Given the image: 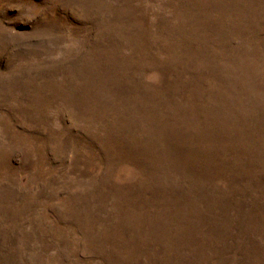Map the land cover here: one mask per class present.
Returning a JSON list of instances; mask_svg holds the SVG:
<instances>
[{"label":"rangeland","instance_id":"374dc122","mask_svg":"<svg viewBox=\"0 0 264 264\" xmlns=\"http://www.w3.org/2000/svg\"><path fill=\"white\" fill-rule=\"evenodd\" d=\"M0 264H264V0H0Z\"/></svg>","mask_w":264,"mask_h":264}]
</instances>
